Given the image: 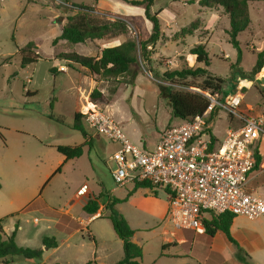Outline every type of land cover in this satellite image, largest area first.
Here are the masks:
<instances>
[{
  "label": "rangeland",
  "instance_id": "374dc122",
  "mask_svg": "<svg viewBox=\"0 0 264 264\" xmlns=\"http://www.w3.org/2000/svg\"><path fill=\"white\" fill-rule=\"evenodd\" d=\"M80 4L93 7L97 19L124 20L129 27L128 33L79 44L64 40L55 42L68 24V18L79 11L74 5ZM164 8L176 13L177 22L154 46H149L144 55L140 42L151 36L152 23L145 17L142 6H131L121 0H0V218L13 215L5 221V232L11 235L17 226V243L22 247H40L41 236L51 238L59 234L53 223L48 222V218L54 216L41 206L28 208L31 203L39 199L50 208L70 210L80 217L85 215L88 201L94 199L92 193L97 196L100 192L103 196L99 198V210L103 217L94 220L83 232L87 242L88 232L94 237V242L89 241L87 245L99 256L96 263L115 264L124 257L123 242L109 219L113 213L122 214L135 230L134 242L143 249L142 264L179 262L161 255L165 227L147 198L156 197L153 190L140 189L126 202L108 206V197L123 200L133 186L118 187L112 178L110 170L114 169V163L110 157L119 149L118 143L100 136L93 137L87 144L83 134L72 129L75 110L85 111L94 89L102 92L109 103H90L110 115L133 145L154 149L167 126L180 122L172 118L171 107L161 95L162 89L204 92L202 77L176 79L173 83L167 80L166 74L186 68L182 50L208 41L204 46H207L210 67L199 66L225 80L222 93L214 98L225 103L240 93L238 113L245 119H264V69L253 81L243 80V75L253 70L258 53L264 50V2L249 4L251 24L238 38L242 52L238 63V51L228 41L229 29L223 23L229 22V17L222 7L204 8L199 0H156L151 11L156 13ZM213 15L219 20L215 18L212 29H207ZM162 20L164 24L167 22L164 16ZM188 29H193L191 34L186 32ZM130 39L138 44L137 63L133 68L135 78L131 75L96 76L85 69L67 67L65 60L57 58L68 52L99 58L103 49ZM19 49H25L27 56L39 54L40 58L22 68ZM61 65L69 68L67 74L58 71ZM207 92L212 95L211 91ZM242 125L243 122L229 111L221 109L212 128L219 139H224L229 128ZM85 129L90 133L87 126ZM59 146H84V154L78 159L66 160L57 151ZM257 146L261 149L262 163L254 172L251 188L263 191L264 134ZM84 184L90 188V193L80 198L78 190ZM158 194V199H166L162 191ZM165 221L166 228L174 230L167 215ZM49 225L51 229L46 228ZM232 233L245 251L237 253L236 246L226 241L229 249L237 253L231 254L228 250L224 255L227 261L264 264V219L237 216ZM186 235L189 243L171 251L179 253L181 259L189 260L190 264H213L205 259L210 253L208 236L191 231ZM59 254L67 257L64 248H60Z\"/></svg>",
  "mask_w": 264,
  "mask_h": 264
},
{
  "label": "built area",
  "instance_id": "2783aa9c",
  "mask_svg": "<svg viewBox=\"0 0 264 264\" xmlns=\"http://www.w3.org/2000/svg\"><path fill=\"white\" fill-rule=\"evenodd\" d=\"M201 94L210 101L207 110L190 120L167 126L151 150L133 145L119 124L93 103L83 111L86 114L83 121L90 129L88 142L104 136L119 144L110 157L114 163L111 175L118 187L150 184L148 189L166 195L168 222L174 230L204 235L208 212L252 220L264 217V190L250 188L256 163L254 150L264 134V119H245L238 113L240 93L225 103L209 92ZM217 107L229 111L243 125L229 128L224 139L216 137L213 141L209 119ZM87 190L84 184L78 194Z\"/></svg>",
  "mask_w": 264,
  "mask_h": 264
},
{
  "label": "trees",
  "instance_id": "16d2710c",
  "mask_svg": "<svg viewBox=\"0 0 264 264\" xmlns=\"http://www.w3.org/2000/svg\"><path fill=\"white\" fill-rule=\"evenodd\" d=\"M122 2L131 6H142L145 10V17L152 23V33L148 40L140 42L141 51L145 55L148 52L149 46H154L162 36L161 24L159 20V13H152V7L156 0H121ZM251 2H264V0H199V4L204 8H213L215 6L222 7L229 17L228 41L238 51L237 63L241 60L242 52L240 48L239 36L244 33L251 24L249 4ZM79 11L76 15L68 18V24L63 27L61 35L55 40H64L72 44L84 43L86 40H101L106 36L117 37L126 35L128 33V25L122 19L100 20L95 18L93 7L80 4L74 5ZM194 30L197 28H193ZM193 29H188V33H192ZM138 44L135 40H126L118 46L108 47L102 50L99 58L84 56L76 52H68L58 55L57 58L65 60L68 66L79 70L85 69L87 72L104 77V78H119L125 75H131L135 78L136 71L133 70L137 63ZM190 54L196 55L197 65H204L210 67V59L208 52L203 44L194 45L190 50ZM18 54L22 57V68L36 63L40 58L39 54L35 56H27L25 49H19ZM264 67V50L258 53L257 61L253 70L243 75V80L253 81L254 76L258 74ZM190 77H202V88L204 92L211 91L212 96H218L222 93L225 80L214 76L210 71L203 67L186 68L181 71L167 73V80L176 83V79L185 81ZM189 86V85H186ZM161 95L167 100L171 107V116L174 119L190 120L198 115H202L210 105L209 99L204 97L201 93H192L186 91H161ZM219 97V96H218ZM90 102L94 103H109V99L97 89H94L89 97ZM91 110V109H89ZM221 109L217 107L212 112L209 124L211 125L210 133L213 141L217 138L213 134V123ZM83 111L74 112L73 130L80 131L84 138L87 139L88 132L85 129ZM170 125V124H169ZM168 125V126H169ZM57 151L65 156L67 159L79 158L83 154L82 146H59ZM254 157L256 160V171L262 163L259 147L254 150ZM151 185L148 183H139L129 191L127 197L123 200L116 198L107 199L108 206L115 207L116 205L126 202L128 198L137 192L139 189H148ZM157 195V192H155ZM103 194L99 198H101ZM99 198L90 200L84 207V211L90 215H95L99 211ZM208 219H204L206 233L209 241L214 238L217 232H222L228 243L240 246L231 234V227L236 219V215L225 213L216 215L211 213ZM112 222L115 233L123 242L124 257L115 264H142L143 249L133 241L135 230L132 229L127 219L120 213H113L109 216ZM5 218L0 219V264H13L18 259L36 260L38 264H45L41 262L43 249L42 248H24L18 246L15 237L18 227L10 236L5 234L3 222ZM43 246L47 249L56 248L58 246L57 240L54 237H46L43 240ZM169 245H163L162 256H165V251ZM86 264H97L96 262H88Z\"/></svg>",
  "mask_w": 264,
  "mask_h": 264
},
{
  "label": "crops",
  "instance_id": "0c3cea01",
  "mask_svg": "<svg viewBox=\"0 0 264 264\" xmlns=\"http://www.w3.org/2000/svg\"><path fill=\"white\" fill-rule=\"evenodd\" d=\"M166 9L167 8L159 9L156 12V13H159L158 17L160 20L161 30H162V36L161 37H163V34H166V31L168 28H173V25H175V23L177 22L176 13H174L173 11L168 12ZM162 16H164V18H166L167 22H165V24H164V21L162 20ZM215 18H216V20H215ZM214 20L218 21L219 19H218V17L213 15L212 21H210V23L207 24V27H206L207 29H212V25L215 22ZM223 23L225 24V28L229 29V22L227 20H225V21H223ZM201 43L203 45H208V41H205V42L201 41ZM192 47L185 48L184 50H182L181 54L184 57V62L186 64V66H188L190 68H195V67H198L199 65H197V63H196V55L189 53V50ZM206 48H207V46H206ZM181 54H179V55H181ZM155 57L158 58L157 55ZM66 64H68V63H66ZM63 67H64V69L61 70V68H63ZM67 67H69V66L67 65ZM67 67H65V65H61L60 69L58 71L61 73L67 74L69 72V70H67L69 68H67ZM213 134H214V132H213ZM97 138H99V137H97ZM220 140H222V139H220ZM91 142H92V140L90 142H86V143L90 144ZM82 147H83V154H84V146H82ZM259 150L261 151L260 148H259ZM63 157L66 160H73V159H67L65 156H63ZM75 159H78V158H75ZM254 177H255V175L253 173L252 179L250 182V188H251V183H252ZM251 189L254 190L253 188H251ZM131 190H133V189H131ZM131 190H129V191H131ZM89 193H90V188L88 187V190L85 194H83V195L78 194V195L80 196V198H83L86 195H88ZM106 194L110 196L109 193H106ZM92 195H93L94 199H98L101 196V193L98 192L97 196L94 193H92ZM157 196H159L158 192H157L156 197L150 196L147 198L149 199L150 204L154 207V212H155L156 216L157 217L160 216L159 218L163 221L162 223H164L165 237H164V244L163 245H167V246L169 245V248H167V250L164 252L165 253L164 257H167V258H170L173 260H178L180 262V263L179 262L178 263L166 262L164 264H190L189 260L186 261V259H184V258L181 259V255L179 253L171 251V249H174L180 245H185V244L189 243V238L186 235V232H188L189 230H183V231L171 230V231H169L166 228L167 222L165 221V218H166L167 210H168L167 198L164 200H161V199H158ZM131 197H132V195L129 198H131ZM90 200H92V199H90ZM38 202H40L39 199H37L36 201L31 203L28 208H35V207L41 206V208H43L44 211H46V212L50 213V215L54 216L53 218H48V222L53 223L54 227L59 232V234H54L55 236H53L57 240L58 246L56 248H52V249H45V250L43 249V247H44L43 246V240L47 236H41L40 239L42 241V245L40 247H36V248H42L43 249V254H42V259H41L42 263H45V264H86L88 262H96L99 259V256L97 255L95 250L92 247L91 248L88 247V245H87L89 241L94 242V237L91 236L92 234L90 232H88L87 238L89 241L87 242L85 240V236H84L83 232H84L85 228H87L90 223H92L97 218L103 217L101 215L100 210L95 215H90V214L85 212V215L80 216V217H76L70 212V210L58 211V210H55L53 208H50L46 202H43V203L40 202L41 205H39ZM99 209H101V208H99ZM51 212H53V213H51ZM12 216L13 215L7 216V217H2V218H5V220L3 222L4 231H5V227H4L5 221ZM2 218H0V219H2ZM261 219H264V217H262ZM35 222L36 223L39 222L38 219H35ZM46 228L51 229L52 226L49 225ZM18 230H17L16 237H15L16 243H17L18 234H19ZM191 232H193V231H191ZM5 234H6V232H5ZM231 234L233 236L232 227H231ZM6 235L10 236L9 234H6ZM37 235H39V233H36V236ZM134 237H135V235H134ZM134 237H133V241H134ZM217 241L220 242L221 244H219ZM226 241L227 240H226V238L222 232L216 233L214 238L210 240V250H209L210 253L205 258L207 263L209 261H211L213 264H230V263L232 264L233 259H229L230 261H227V258H224V255L226 254V252L228 250L231 251L230 252L231 254L232 253L237 254L240 249L236 246L237 253L233 252L231 249H229L230 245H228L227 244L228 241L227 242ZM17 244H18V246L22 247L19 242ZM24 248H29V247H24ZM60 248H64L66 250L67 257H62V255L59 254ZM240 248L243 252L245 251L244 248H242L241 246H240ZM47 254H50V255L47 257ZM247 255L253 260V258L250 254H247ZM38 263H39V261H36V260L18 259L13 264H38ZM235 264H237V263H235Z\"/></svg>",
  "mask_w": 264,
  "mask_h": 264
},
{
  "label": "bare ground",
  "instance_id": "6f19581e",
  "mask_svg": "<svg viewBox=\"0 0 264 264\" xmlns=\"http://www.w3.org/2000/svg\"><path fill=\"white\" fill-rule=\"evenodd\" d=\"M262 76H264V73L262 74ZM247 85H248V84H247ZM91 104H92V103L89 102V103L87 104V107H86V108L91 107V106H92Z\"/></svg>",
  "mask_w": 264,
  "mask_h": 264
},
{
  "label": "water",
  "instance_id": "95a60500",
  "mask_svg": "<svg viewBox=\"0 0 264 264\" xmlns=\"http://www.w3.org/2000/svg\"><path fill=\"white\" fill-rule=\"evenodd\" d=\"M262 82L264 83V78H262ZM45 249H47V248H45Z\"/></svg>",
  "mask_w": 264,
  "mask_h": 264
}]
</instances>
